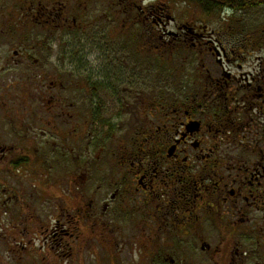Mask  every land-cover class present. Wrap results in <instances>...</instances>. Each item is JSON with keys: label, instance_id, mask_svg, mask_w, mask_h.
Returning <instances> with one entry per match:
<instances>
[{"label": "flooded vegetation", "instance_id": "af4514ba", "mask_svg": "<svg viewBox=\"0 0 264 264\" xmlns=\"http://www.w3.org/2000/svg\"><path fill=\"white\" fill-rule=\"evenodd\" d=\"M13 1L0 5V200L19 199L33 182L53 186L56 155L70 145L106 150L94 165L113 206L128 210L144 263H183L193 252L192 263L264 264V0L188 3L195 14L179 20L159 0L110 4L115 26L97 31L96 68L38 51L42 21L54 32L86 31L64 1ZM116 36L146 66L137 125L135 70L104 41ZM169 44L180 75L153 100L147 64L156 49L167 81ZM184 54L191 72L182 75Z\"/></svg>", "mask_w": 264, "mask_h": 264}, {"label": "rangeland", "instance_id": "374dc122", "mask_svg": "<svg viewBox=\"0 0 264 264\" xmlns=\"http://www.w3.org/2000/svg\"><path fill=\"white\" fill-rule=\"evenodd\" d=\"M63 1L70 9L71 17L85 22L86 31L81 33L75 28L70 32H54L50 25L46 26L42 21L39 25L38 51L43 57L53 53L55 56L60 54L62 58L66 52L71 54L79 66L96 68L100 53L96 48V44L100 45V34L98 35L97 31L99 28L107 31L115 26L108 18L112 12L109 5L114 4L113 8L119 10L127 3L146 4L155 0H41L43 4L48 5ZM159 1L167 10V14L175 19L195 14V8L188 7V3L180 0ZM9 2L10 0H0V5L7 7ZM6 10L9 13L12 11L8 8ZM261 13L264 14V8ZM196 14L198 15L197 12ZM255 14L251 16L255 18ZM131 16L134 17L132 12ZM108 33L110 36V32ZM115 38L116 42L105 37V45L116 49L112 56L120 60L125 68L134 69L136 73L133 109L137 125L143 110V100H147L144 98L147 91L139 90L144 75L147 74L146 66L138 63L133 56L128 58L127 50L120 51L116 45L120 44L122 39L117 36ZM102 50L101 54L105 53ZM155 50L153 48V51ZM153 51L147 66L150 68V97L154 100L161 95L163 84L177 82L180 61L177 57L178 51L169 44L167 67L171 72L167 73L166 81L162 75L163 71L160 70V56L156 53L158 51ZM189 61L191 57L184 54V65H187V68L182 75L191 72ZM65 65L67 66V63L62 62L60 67ZM87 99L91 100L89 94ZM123 111L128 112L127 106L123 107ZM58 142L56 139L57 147H60ZM69 148L67 153L57 151L64 152L66 156L56 153L58 161L53 172V186L49 188L33 182L19 187V199H8L5 203L0 200V264H214L205 263V260L192 263L195 254L193 252L183 253V263H144L141 255L144 254L143 248H140L138 243L136 247L132 244L134 235L128 210L123 207L118 209L120 207H117L119 205L116 203L113 206L110 198L113 190L105 183L106 172L100 173L94 165V160L100 159L106 150L96 152L91 148L79 153L71 145ZM79 159L80 165L77 164ZM104 169L107 170V167ZM5 195L3 191L0 193V197Z\"/></svg>", "mask_w": 264, "mask_h": 264}, {"label": "trees", "instance_id": "16d2710c", "mask_svg": "<svg viewBox=\"0 0 264 264\" xmlns=\"http://www.w3.org/2000/svg\"><path fill=\"white\" fill-rule=\"evenodd\" d=\"M180 1L184 3L195 4V5L201 6V8L203 9H206L207 7H210V6L212 7V5L215 6V4H217L218 2L227 3V0H216L218 2H215V0H180ZM236 2H239V0H236L234 3Z\"/></svg>", "mask_w": 264, "mask_h": 264}]
</instances>
